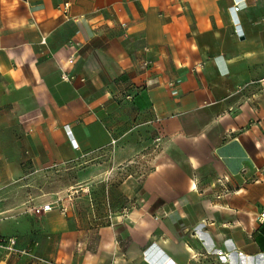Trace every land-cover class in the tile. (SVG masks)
I'll return each instance as SVG.
<instances>
[{
	"label": "crops",
	"instance_id": "obj_1",
	"mask_svg": "<svg viewBox=\"0 0 264 264\" xmlns=\"http://www.w3.org/2000/svg\"><path fill=\"white\" fill-rule=\"evenodd\" d=\"M263 77L264 0H0L1 264H264Z\"/></svg>",
	"mask_w": 264,
	"mask_h": 264
},
{
	"label": "built area",
	"instance_id": "obj_2",
	"mask_svg": "<svg viewBox=\"0 0 264 264\" xmlns=\"http://www.w3.org/2000/svg\"><path fill=\"white\" fill-rule=\"evenodd\" d=\"M144 65L149 68L150 67V62L147 60L145 61ZM63 77L66 80L71 79V77L68 74H64ZM253 84H261V86L264 88V77L257 80V81H252ZM134 98V93L130 92L126 94V99L130 100ZM114 143L116 141H113ZM225 180H228V177H225ZM220 182L223 184V181L220 180ZM229 189L224 187L223 190H221V192L217 195L218 198H221L223 194L228 193ZM70 198V197H69ZM54 208V206L51 203L45 204L42 207V210L45 212L51 211ZM61 211L66 213L68 212V206L62 205L61 207ZM128 208L125 209L124 214L128 213ZM260 221L264 223V211L261 213L260 215ZM0 247H3L5 249H7L9 252L17 254V255H21V256H31L33 258H36V256L34 255L33 251L31 249H23L18 247V241L17 238L15 237H6V236H0ZM146 259L149 261L150 264H154L153 260L149 257L148 253H146ZM0 264H1V260H0ZM168 264H174V262L169 261Z\"/></svg>",
	"mask_w": 264,
	"mask_h": 264
},
{
	"label": "rangeland",
	"instance_id": "obj_3",
	"mask_svg": "<svg viewBox=\"0 0 264 264\" xmlns=\"http://www.w3.org/2000/svg\"><path fill=\"white\" fill-rule=\"evenodd\" d=\"M159 145L160 144L157 143L156 145L149 147L147 150H145V151H148L146 153V155H142L140 157H136V159L134 160V162L131 164V168H130L131 171H129V172L128 171H125V173H127V174L128 173H132V174H134V173H136V174H142V172L139 173V171H142V169H143V166L142 165L143 164H145V167H144L145 170H144V172L147 171L149 169V165L151 164L150 161L154 157V155L152 154V153H154L153 148L154 149H158V146ZM159 147H161V146H159ZM145 151L142 152V154H145Z\"/></svg>",
	"mask_w": 264,
	"mask_h": 264
},
{
	"label": "trees",
	"instance_id": "obj_4",
	"mask_svg": "<svg viewBox=\"0 0 264 264\" xmlns=\"http://www.w3.org/2000/svg\"><path fill=\"white\" fill-rule=\"evenodd\" d=\"M138 95V93H136L135 95H134V97H136ZM134 99V98H133Z\"/></svg>",
	"mask_w": 264,
	"mask_h": 264
}]
</instances>
